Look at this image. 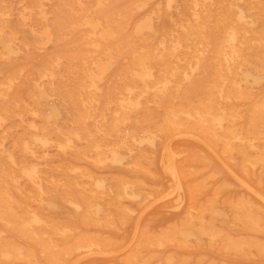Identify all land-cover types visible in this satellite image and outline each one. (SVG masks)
<instances>
[{
  "label": "rangeland",
  "instance_id": "rangeland-1",
  "mask_svg": "<svg viewBox=\"0 0 264 264\" xmlns=\"http://www.w3.org/2000/svg\"><path fill=\"white\" fill-rule=\"evenodd\" d=\"M84 3L91 5L92 0ZM61 4L60 0H0V40H5L0 42V87L7 84L8 76L15 75L6 99L20 100L25 106L20 116L0 126V204L5 200L12 204L17 220L37 214L47 227L35 230L42 237L44 231L49 232L59 252L58 259H50L39 240L18 224L0 219V242L16 245L32 256L0 257V264H264V186L257 173L243 176L240 161L230 158L220 144L171 129L155 141H143L144 157L121 154L116 160L98 163L89 154L80 155L79 142L72 148L58 146L64 139L56 133L45 147H35L36 156L21 150L22 144L35 136L29 124L41 126L48 116L62 132L93 130L95 123L104 121L106 108L115 110L127 94L129 82L119 77L124 61L107 69L96 80V89L88 91L84 69L89 66L83 68L79 58L76 64L69 56L65 58L69 52L87 56L88 30L70 28L71 15L57 16ZM117 5L121 11L126 6L122 2ZM144 19L145 14L135 15L124 38L135 22ZM54 21L62 24V37L42 40L44 25L52 29ZM161 26L162 21L157 24ZM12 38L13 43L9 42ZM8 44L20 49L14 59L2 56ZM58 56L54 83L65 100L46 90L43 114L34 115V100L26 91L21 93V87L25 84L33 89L32 84H36L37 90H45L43 66ZM10 105L15 112L23 109ZM154 108L155 118L163 119L164 107ZM9 152L14 165L7 158ZM169 163L181 177L178 185L167 169ZM22 168H35L37 183L20 174ZM124 184L133 196L122 193ZM68 196L81 206L79 211L66 201ZM242 201L250 203L262 230L246 227L235 216ZM55 226L60 230L48 229ZM149 239L153 244L147 242ZM92 241L96 244L90 245ZM233 243L246 246L235 251Z\"/></svg>",
  "mask_w": 264,
  "mask_h": 264
},
{
  "label": "bare ground",
  "instance_id": "bare-ground-1",
  "mask_svg": "<svg viewBox=\"0 0 264 264\" xmlns=\"http://www.w3.org/2000/svg\"><path fill=\"white\" fill-rule=\"evenodd\" d=\"M60 1L62 4L56 15H71L70 28L88 30L86 43L90 51L87 56L81 52H69L65 56L74 64L79 58L83 68L89 66L84 69L88 91L96 89V80L107 69L124 61L125 68L121 69L119 77L129 82L127 94L115 110L106 108L104 121L95 123L93 130L81 128V131L62 132L48 116L42 119L41 126L29 124L28 129L34 131L35 136L22 144L24 153L36 156L35 147H45L56 133L64 139L58 146L72 148L79 142L80 155L89 154L98 163L116 160L121 154L144 157L143 141H155L159 135L165 136L167 130L181 129L185 135L200 141L220 144L230 158L240 161L243 176L257 173L264 186V84L260 87L264 82V0H167L158 3L157 0H92L91 5H85L84 0H67L69 5L66 0ZM118 2L126 4L123 11L118 9ZM138 14H145L144 21L135 22L131 33L124 38L127 25ZM40 16L46 20L44 13ZM160 21L162 26L158 28ZM50 26L44 25L42 40L61 38L62 24L54 21L52 29ZM14 41L15 38L9 40ZM19 50L8 44L2 56L14 59ZM59 61V56L49 58L43 66L41 76L47 80L45 90H37L36 84H32L33 89L28 85L25 88V84L21 87V93L26 91L34 100L37 107V112L32 111L34 115L43 114L42 97L46 90L65 100L54 83ZM15 80L16 76L10 75L7 84L0 87V126L25 110L20 100L6 99ZM10 103L23 109L15 112ZM83 104L86 107V101ZM154 106L164 107L163 119L155 118ZM7 158L15 164L10 152ZM167 169L178 185L181 177L172 163ZM20 174L37 183L34 181L38 176L35 168L29 171L22 168ZM126 187L124 184L122 193L133 196ZM66 201L74 210H80L81 206L72 197L68 196ZM236 209L235 216L246 227L262 230L260 219L249 202L242 201ZM0 219L9 225L18 224L21 230L41 242L50 259H58L59 252L48 237L49 232L44 231L42 237L35 230L47 227L37 214L17 220L12 204L5 200L0 204ZM48 229L60 230L58 226ZM147 242L153 244L152 239ZM94 244V241L90 243ZM243 246L246 244L233 243L235 251L242 250ZM261 249L264 253V245ZM0 257L32 258L5 241L0 242Z\"/></svg>",
  "mask_w": 264,
  "mask_h": 264
}]
</instances>
